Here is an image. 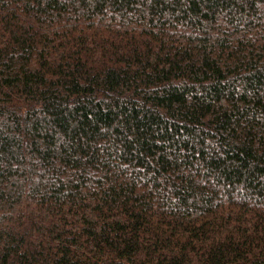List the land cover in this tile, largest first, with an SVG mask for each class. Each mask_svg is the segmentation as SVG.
I'll return each instance as SVG.
<instances>
[{"label": "trees", "instance_id": "obj_1", "mask_svg": "<svg viewBox=\"0 0 264 264\" xmlns=\"http://www.w3.org/2000/svg\"><path fill=\"white\" fill-rule=\"evenodd\" d=\"M0 264H264V0H0Z\"/></svg>", "mask_w": 264, "mask_h": 264}]
</instances>
